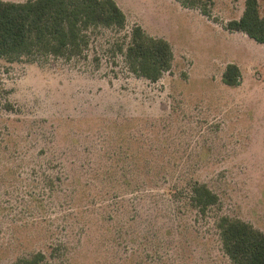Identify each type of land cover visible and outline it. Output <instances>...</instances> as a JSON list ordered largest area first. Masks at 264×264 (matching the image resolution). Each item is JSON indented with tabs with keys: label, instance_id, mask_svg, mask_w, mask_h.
Returning <instances> with one entry per match:
<instances>
[{
	"label": "rangeland",
	"instance_id": "374dc122",
	"mask_svg": "<svg viewBox=\"0 0 264 264\" xmlns=\"http://www.w3.org/2000/svg\"><path fill=\"white\" fill-rule=\"evenodd\" d=\"M116 1L126 29L80 57H0V264H233L219 219L264 232V44L227 29L246 0ZM136 25L172 46L157 82L120 52ZM194 181L219 196L206 214Z\"/></svg>",
	"mask_w": 264,
	"mask_h": 264
},
{
	"label": "trees",
	"instance_id": "16d2710c",
	"mask_svg": "<svg viewBox=\"0 0 264 264\" xmlns=\"http://www.w3.org/2000/svg\"><path fill=\"white\" fill-rule=\"evenodd\" d=\"M186 7H199L201 0H177ZM208 15L207 11L204 12ZM127 15L116 0H0V57L10 62L28 58L72 60L84 54L90 32L101 28L123 31ZM227 29L245 33L264 44V14L259 0H246L239 20ZM129 42L120 46L128 69L138 77L159 81L170 71L174 54L171 44L136 25ZM239 66H227L223 81L228 86L241 83ZM192 207L206 214L219 203V196L206 184L194 181L185 190ZM222 248L233 264H264V232L249 223L222 216L218 222ZM42 252L20 258L14 264H45Z\"/></svg>",
	"mask_w": 264,
	"mask_h": 264
},
{
	"label": "crops",
	"instance_id": "0c3cea01",
	"mask_svg": "<svg viewBox=\"0 0 264 264\" xmlns=\"http://www.w3.org/2000/svg\"><path fill=\"white\" fill-rule=\"evenodd\" d=\"M4 1H10V0H4ZM11 2H16V1H11ZM21 2H25V1H21ZM117 2V1H116ZM120 6V5H119ZM123 10V9H122Z\"/></svg>",
	"mask_w": 264,
	"mask_h": 264
}]
</instances>
